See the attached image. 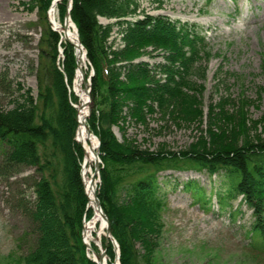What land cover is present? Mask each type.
I'll list each match as a JSON object with an SVG mask.
<instances>
[{
    "label": "trees",
    "instance_id": "trees-1",
    "mask_svg": "<svg viewBox=\"0 0 264 264\" xmlns=\"http://www.w3.org/2000/svg\"><path fill=\"white\" fill-rule=\"evenodd\" d=\"M51 3L30 0L22 6L47 20ZM67 4L61 0L57 5L61 23ZM137 10L136 0H71L69 10L85 51V77L92 73L86 125L99 141L96 197L118 246L119 264H154L166 203L158 173L164 170L193 169L223 179L217 191L220 209L232 208L231 203L240 198L253 218L245 232L247 245L264 255V140L228 138L216 129V115L210 111L204 138L184 151L151 152L115 138L112 128L124 123L126 116L141 124L156 110L183 123H201L202 118L201 88L195 82L204 78L203 64L209 55L202 31L162 15L138 16ZM99 18L114 23L102 25ZM113 27L118 44L110 41ZM45 38L49 63L44 78L38 80L36 97L27 90L11 109H0L4 164L30 166L39 175L33 184L34 203L27 211L34 242L20 260L21 264H95L86 257L81 237L83 219L90 220L94 213L86 209L81 180L84 152L74 140L77 111L73 105L78 100L70 87L77 67L75 48L51 29ZM57 47L63 57L58 65ZM157 56L162 61L152 65L144 60ZM185 189L208 210L209 198L197 184L186 183ZM101 245L107 264H113V245L104 237ZM90 247L98 254L93 243Z\"/></svg>",
    "mask_w": 264,
    "mask_h": 264
},
{
    "label": "rangeland",
    "instance_id": "rangeland-1",
    "mask_svg": "<svg viewBox=\"0 0 264 264\" xmlns=\"http://www.w3.org/2000/svg\"><path fill=\"white\" fill-rule=\"evenodd\" d=\"M29 1L0 0V109L4 111L11 109L24 91L36 97L38 80L44 78L49 63L45 33L51 26L48 17L42 20L35 10L22 6ZM136 1L138 16L162 15L194 24L205 36L208 62L203 64L204 78L195 81L201 88L198 110L202 118L201 123H183L156 110L141 124L126 116L124 123L112 128L117 141L135 142L151 152L184 151L204 138L209 111L216 115V129L225 131L228 138L237 142L264 140V0ZM99 22L114 23L103 18ZM118 39L113 27L110 41L118 44ZM58 55L57 65L63 60L59 48ZM144 60L150 65L162 61L160 56ZM86 71L85 67L83 77L88 89ZM73 83L74 79L72 92ZM86 107L90 109V102ZM3 152L0 149V264H21L20 259L34 242L27 211L34 203L33 184L39 175L30 166L7 168ZM95 181L97 187L99 175ZM158 182L166 203L154 264H264V255L256 254L245 237L253 221L251 211L240 198L231 203L232 208L219 207L217 191L223 179L183 169L159 172ZM189 182L197 184L209 198L208 210L185 189ZM81 234L83 239V230Z\"/></svg>",
    "mask_w": 264,
    "mask_h": 264
},
{
    "label": "bare ground",
    "instance_id": "bare-ground-1",
    "mask_svg": "<svg viewBox=\"0 0 264 264\" xmlns=\"http://www.w3.org/2000/svg\"><path fill=\"white\" fill-rule=\"evenodd\" d=\"M61 0H53L51 7L48 10V21L50 23L51 29L59 34L62 41L70 42L77 44V36L75 27L72 24L70 19L64 20V22H59L56 15L55 9L56 5L60 3ZM76 76L73 83V92L78 97L79 102L77 105V127L75 131V141L79 143L84 152V158L81 163V180L84 185L85 194L88 199L89 208H92L94 211L93 218L86 222L83 226V239L86 245H90L91 242H95L100 245V239L105 234V222L101 217V213L97 209V204L94 199L95 186L96 183L91 181L93 176V171L91 165L94 162V154L97 151V140L92 136L88 135L86 130V120L88 109L86 107L87 96L83 88V83L81 76L86 65V57L83 50L77 51L76 57ZM98 226V228H96ZM93 232H96V238L93 237ZM94 259H97L95 255H92ZM99 264H106V259H103ZM114 264H118L115 261Z\"/></svg>",
    "mask_w": 264,
    "mask_h": 264
},
{
    "label": "water",
    "instance_id": "water-1",
    "mask_svg": "<svg viewBox=\"0 0 264 264\" xmlns=\"http://www.w3.org/2000/svg\"><path fill=\"white\" fill-rule=\"evenodd\" d=\"M70 8H71V0H68V9H67V12H66V14H65V18H64V20H66V19H70L69 18V10H70ZM75 27V26H74ZM75 31H76V29H75ZM76 36H77V32H76ZM77 41H78V43L77 44H74V43H72L73 44V46L75 47V50H76V52H75V55H76V57H77V51L78 50H83V48H82V46L80 45V42H79V40H78V36H77ZM84 55H85V52H84ZM81 80H82V83L84 84V90H85V93H86V95H87V101H86V106L89 104V102H90V97H89V89H85L86 87H85V78L83 77V75L81 76ZM78 111V110H77ZM88 115H89V108H88ZM86 130H87V133H88V135H90L91 133H90V131H89V129H88V127H86ZM97 151H98V147H99V142L97 141ZM97 151H96V153L94 154V172H93V176H92V179H91V181L93 182V181H95V176L96 175H98V172H99V158H98V153H97ZM94 199H95V202H96V204H97V209H98V211L101 213V217H102V219H103V221L105 222V235H104V237H105V239L106 240H110L112 243H113V245L116 247V251H115V253H116V260L118 261V248H117V245H116V243H115V241L113 240V238L111 237V235H110V231H109V226H108V221H107V218H106V216L103 214V212H102V210H101V208H100V205H99V202H98V199H97V197H96V195H95V193H94ZM89 208V205L87 204V209ZM105 251L104 250H102V251H100V256L99 257H97V259H92V261H94L96 264H99V262L101 261V260H103L104 258H105Z\"/></svg>",
    "mask_w": 264,
    "mask_h": 264
}]
</instances>
